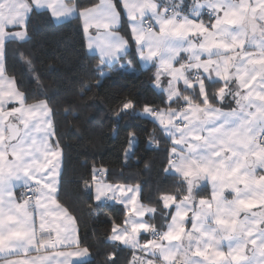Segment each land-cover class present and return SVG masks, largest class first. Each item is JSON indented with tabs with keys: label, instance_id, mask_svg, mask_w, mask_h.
I'll return each mask as SVG.
<instances>
[{
	"label": "snow or ice",
	"instance_id": "snow-or-ice-1",
	"mask_svg": "<svg viewBox=\"0 0 264 264\" xmlns=\"http://www.w3.org/2000/svg\"><path fill=\"white\" fill-rule=\"evenodd\" d=\"M122 8L131 39L119 34L114 0L79 13L86 33L103 30L87 47L110 71L130 54L155 66L166 106L145 103L137 113V101L125 98L114 114L152 119L171 142L164 171L179 187L161 193L157 209L142 202L139 185L108 182V169L93 166L90 198L124 212L121 222L109 217L106 264H118L121 245L134 250L129 264H264V0H122ZM43 11L56 21L77 14L70 0H0V264H89L91 246L58 200L63 150L53 109L47 99L29 103L3 63L6 43L26 41L31 14ZM155 131L148 143L158 147ZM136 149L129 130L125 161ZM205 183L208 196L200 195ZM142 235L150 238L141 243Z\"/></svg>",
	"mask_w": 264,
	"mask_h": 264
},
{
	"label": "trees",
	"instance_id": "trees-1",
	"mask_svg": "<svg viewBox=\"0 0 264 264\" xmlns=\"http://www.w3.org/2000/svg\"><path fill=\"white\" fill-rule=\"evenodd\" d=\"M97 1L70 0L78 10ZM114 3L122 15L120 31L131 39L122 2L114 0ZM134 50L133 45L130 52ZM129 56L137 69L116 65L110 71L107 65H101L98 57L87 50L79 14L56 22L47 11L33 13L28 23V39L6 43L3 59L6 75L15 78L29 103L47 99L53 109L56 138L63 150L58 200L76 218L82 245L91 246L89 264H106L105 256L113 247L106 240L111 228L109 217L121 222L124 216L122 206L104 201L98 207L90 198L85 181L90 180L93 166L108 169L104 177L108 182L139 185L142 202L157 209L162 208L159 195L173 193L179 187L177 177L164 171L171 142L152 119L138 114L117 118L114 114L125 98L137 101V113L145 103L166 106L165 94L150 82L154 67H140L137 56ZM209 87L214 90L219 85ZM153 129L158 147L148 143ZM129 130L137 133V149L135 156L125 161L123 150ZM202 187L206 190L200 195L205 196L209 186L205 183ZM153 223H161L159 212ZM148 238L142 235L141 243ZM117 251L118 264H129L134 250L121 245Z\"/></svg>",
	"mask_w": 264,
	"mask_h": 264
},
{
	"label": "crops",
	"instance_id": "crops-1",
	"mask_svg": "<svg viewBox=\"0 0 264 264\" xmlns=\"http://www.w3.org/2000/svg\"><path fill=\"white\" fill-rule=\"evenodd\" d=\"M121 2H122V0H121ZM101 3V0H98L97 1V3L96 4H94V5H97V4H100ZM94 5H92V6H90V7H87V8H83V9H80V10H78L77 8V14H79L81 11H84V10H86V9H88V8H91V7H93ZM76 14V15H77ZM125 14V13H124ZM126 15V14H125ZM80 18H81V22H82V27H83V31H84V23H85V19H84V17H82V16H80ZM202 19L207 23L208 22V17H207V14L205 13V15L202 17ZM66 20V19H65ZM63 21V20H62ZM121 25H122V15H121ZM121 27V26H120ZM120 27H119V29H118V31H119V34L120 35H122V36H124L123 34H122V32L120 31ZM10 30H12V31H15L16 29H10ZM84 35H85V39H86V47H87V45H88V37L89 36H91V37H93V39L95 40V39H99V40H103V30H100V32H99V34H98V32H97V29L95 28V27H90L89 28V30H88V32L86 33L85 31H84ZM87 50H88V52L89 53H91V54H94V55H96L97 57H98V59H99V61H100V52H99V50L97 49V48H93V49H89L88 47H87ZM251 50V49H250ZM137 59H138V63H139V66L140 67H149V66H153L154 67V69L152 70V72H151V74H150V82L153 84V82H152V76H153V73L156 71V68H155V66L154 65H152L151 63H144L143 61H140L139 60V58L137 57ZM128 60H131L130 59V56H127V57H125L124 58V60H122V61H120V64H124L125 65V67L124 68H126V69H128V65H127V61ZM117 66H119L120 67V65L119 64H117ZM132 67H133V69H137L138 67H137V65H135V63H133L132 62ZM8 76V75H7ZM10 77V76H9ZM158 91H160L158 88H156ZM161 92V91H160ZM229 105H233V106H235L234 105V103L232 102V100H231V98H229V100L228 101H226L225 102V106H229ZM232 106V107H233ZM61 163H62V157H61V159H60V170H61ZM208 186H209V193L208 194H205V196H208V195H210V191H211V188H210V185L208 184ZM20 189L21 188H17L16 189V193H17V196L19 197L20 196ZM203 196V195H202ZM229 198H231L230 196H229ZM255 210V209H254ZM153 222V221H152ZM39 223V218H38V216H37V224ZM75 227H76V229H77V224H76V222H75ZM187 227H190V224L189 225H187ZM77 236H78V230H77ZM68 249H61V248H57V249H55V250H51V251H67ZM31 255H36V253L35 252H33V253H31ZM136 255H140V253L138 252V251H136ZM24 258H27V257H24ZM132 259H133V257H132ZM131 259V260H132ZM130 260V261H131Z\"/></svg>",
	"mask_w": 264,
	"mask_h": 264
},
{
	"label": "rangeland",
	"instance_id": "rangeland-1",
	"mask_svg": "<svg viewBox=\"0 0 264 264\" xmlns=\"http://www.w3.org/2000/svg\"><path fill=\"white\" fill-rule=\"evenodd\" d=\"M72 4H74V3H72ZM75 5V4H74ZM75 7H76V5H75ZM55 20V19H54ZM56 21V20H55ZM56 22H59V21H56ZM229 106H233V105H229ZM234 107V106H233ZM141 110V109H140ZM131 186H135V185H131ZM113 202V201H112ZM76 222V221H75ZM155 224H157L158 225V223H155Z\"/></svg>",
	"mask_w": 264,
	"mask_h": 264
},
{
	"label": "built area",
	"instance_id": "built-area-1",
	"mask_svg": "<svg viewBox=\"0 0 264 264\" xmlns=\"http://www.w3.org/2000/svg\"><path fill=\"white\" fill-rule=\"evenodd\" d=\"M22 191H23V189H20V194H21Z\"/></svg>",
	"mask_w": 264,
	"mask_h": 264
}]
</instances>
